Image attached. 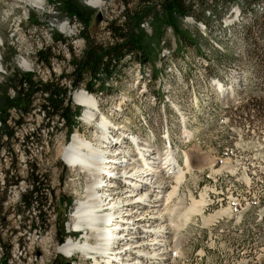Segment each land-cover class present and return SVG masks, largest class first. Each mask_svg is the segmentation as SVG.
I'll return each mask as SVG.
<instances>
[{"label":"rangeland","instance_id":"1","mask_svg":"<svg viewBox=\"0 0 264 264\" xmlns=\"http://www.w3.org/2000/svg\"><path fill=\"white\" fill-rule=\"evenodd\" d=\"M90 1L44 0L40 8L32 0H0V102L14 98L12 88L5 86L14 75L34 73L41 81H56L69 71L73 55L82 56L86 35L99 44L108 43V24L116 20L126 27L132 11L140 14L132 33L145 38L155 55L146 66L127 60L120 73L103 82V93L89 94L97 104L92 120L84 119L87 108L76 100V93L86 91L84 86L72 92V112L77 115L70 133L60 123L57 132L49 134L37 109L17 127V112L5 109L17 140L9 152L0 151V194L5 172L11 170L10 175L21 179L9 188L5 204L8 264H52L56 257L65 261L57 255L59 225L85 193L90 173L69 167L62 154L75 135L95 148L103 135L113 142L121 132L116 125L134 133L141 146L142 141H151L161 157L170 144L173 165L185 163V152L193 155L194 168L179 196L167 206L162 200L166 210L176 209L173 220L182 225L171 236L178 240L179 254L168 264H264V78L259 73L261 55L251 45L259 35L264 0H218L210 8L217 10L216 16L206 12L208 29L192 17H178L176 30L167 21L164 0L133 3L131 13L122 0H102L98 8ZM203 1L211 5V0ZM178 30L190 31L198 47L187 44L179 51ZM48 48L58 57L51 71L37 60V52ZM23 61L31 67H22ZM62 83L70 89L68 80ZM42 100L39 97L36 103ZM254 105L259 112L252 111ZM2 118L0 111V123ZM103 123L111 124L108 134ZM37 129L34 139H25ZM31 164L46 177L50 189L40 227L29 232L38 212L22 216L17 211L21 195L30 190ZM159 189L155 191L163 195ZM194 200L203 201L201 212L187 219L184 213Z\"/></svg>","mask_w":264,"mask_h":264},{"label":"bare ground","instance_id":"2","mask_svg":"<svg viewBox=\"0 0 264 264\" xmlns=\"http://www.w3.org/2000/svg\"><path fill=\"white\" fill-rule=\"evenodd\" d=\"M32 2L40 8L44 4V0ZM88 3L95 8L103 4L102 0ZM60 29L64 32L67 27L63 24ZM21 65L31 67L27 61ZM83 93H76V100L87 108L84 119L92 120L96 100ZM110 125H101L107 134ZM116 126L117 132H121L113 142L108 143L110 138L103 135L99 142L101 147L95 148L75 135L64 149L63 161L69 167L90 174L85 193L69 208L64 223L65 250L59 244L57 255L61 257L64 251L68 264H168L172 255L179 254L178 240L175 242L171 236L182 225L173 220L176 209L166 210L165 205L179 196L188 171L194 168L193 155L185 152V163L173 165V147L161 157L151 141L144 140L141 146L134 133L127 131L124 125ZM171 186L172 192L167 194ZM156 188H161L159 192L163 195H159ZM202 202L194 200L184 217L188 219L201 212Z\"/></svg>","mask_w":264,"mask_h":264},{"label":"trees","instance_id":"3","mask_svg":"<svg viewBox=\"0 0 264 264\" xmlns=\"http://www.w3.org/2000/svg\"><path fill=\"white\" fill-rule=\"evenodd\" d=\"M199 0H164V5L167 13V21L176 30V19L178 17H192L197 22H202L204 28L208 29L210 24L206 19V12H211L210 8L218 0H211L209 6L202 0L201 6L198 5ZM236 0H230L234 2ZM126 7L127 13H131L129 7L131 4L144 5L149 4L151 0H122ZM210 10V11H209ZM217 10L212 11V17L216 16ZM140 14L138 11H132L126 27L120 25L118 21L113 20L108 24V31L110 33V41L106 44H99L95 42L89 35L85 36L86 49L82 56L73 55L69 65L68 72H63L56 81L48 80L46 82L37 79L34 73H27L23 75H14L5 86H10L14 92V98L11 101L0 102V111L3 114L0 127V151H10L12 142L17 140L16 127L23 125L25 118L37 109L44 118L42 127L48 131L49 134L54 131L57 132L58 124H62L68 128V132L72 131L75 126L76 113L72 112V92L81 89L84 86L85 92L90 95L96 93H103L105 87L103 82L111 80L118 73L122 71L123 64L127 60L137 62L141 66H146L153 62L154 50L151 45L145 41V38L132 33V25L139 20ZM216 18L221 20L218 15ZM259 26V35L253 40L251 45L255 51L260 53V68L262 69L261 77L264 78V42L263 45L260 40L264 41V7L262 14V23ZM177 38L180 46L179 51L184 45L198 47L195 37L190 31L178 30ZM253 38V37H252ZM58 42H64L63 39L55 37ZM55 53L51 48L40 50L37 52V60L40 64H45L50 71L52 70L53 60L56 59ZM157 75L153 73L152 79H156ZM68 80L70 89L63 85L62 81ZM42 98V102L37 104L36 99ZM2 105V106H1ZM14 109L18 118L15 119L14 125H10L5 112V109ZM264 110V109H263ZM252 111L259 112V106L254 105ZM40 129V128H39ZM31 133L25 139H34L39 131ZM25 143V142H24ZM14 164V163H13ZM12 164V166H13ZM30 177L28 179L30 190L21 195V203L18 206V215L24 216L25 213L37 211L38 215L32 218L31 224L28 226V231H37L40 227V219L42 217L45 204L48 202L47 191L50 189L49 182L37 173L38 169L34 164L30 165ZM8 170L4 173L3 191L0 194V250L1 259L0 264H8L10 256L9 250L6 247L3 235L7 229V215L5 204L7 203V193L11 186H18L20 177L16 173ZM61 205V204H60ZM26 221V220H25ZM58 241L63 242L65 236V227L62 223L59 225ZM65 238V237H64ZM52 264H68L60 260L58 257L52 261Z\"/></svg>","mask_w":264,"mask_h":264},{"label":"built area","instance_id":"4","mask_svg":"<svg viewBox=\"0 0 264 264\" xmlns=\"http://www.w3.org/2000/svg\"><path fill=\"white\" fill-rule=\"evenodd\" d=\"M60 245H61V247H62V250H63V249L65 250V247L63 246V242L60 243ZM61 256L64 257V260L66 261L67 254H66L64 251H62ZM173 259H174V258H173ZM173 259H172V260H173ZM172 260H170V261H172Z\"/></svg>","mask_w":264,"mask_h":264}]
</instances>
